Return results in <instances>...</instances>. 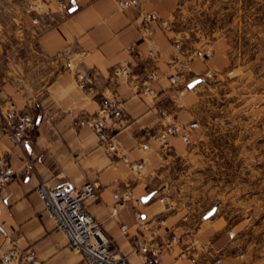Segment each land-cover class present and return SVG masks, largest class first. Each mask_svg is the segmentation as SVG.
<instances>
[{"label":"crops","instance_id":"crops-1","mask_svg":"<svg viewBox=\"0 0 264 264\" xmlns=\"http://www.w3.org/2000/svg\"><path fill=\"white\" fill-rule=\"evenodd\" d=\"M30 2L24 0L23 7ZM4 3L0 0V7ZM6 6L17 3L6 0ZM175 6L176 0H141L139 6L120 9L117 0H71L65 15L55 0H43L42 25L35 27L27 15L20 35L0 30V120L8 109L29 112L37 120L19 145L0 131V157L14 172L0 197V257L15 243L32 251L39 264H86L55 227L36 189L40 181L80 187L97 180L102 184L97 196L83 206L128 264H145L143 252L150 250L158 251L157 264H212L218 257L224 264H261L251 257L250 226L226 229L219 220H200L168 206L153 190V172L165 155L182 152L184 142L169 136L165 144L152 134L163 115H174L180 124L189 115L169 80L191 70L193 63L168 24ZM152 12L160 19L147 22ZM16 17L7 21L14 23ZM125 67L128 74L115 73ZM77 72L89 80L84 89ZM146 86L153 93L142 94ZM112 95L122 102L125 116L108 122L115 157L107 155L90 128L76 125L78 119L95 116ZM123 156L143 162V168L130 170ZM116 192L124 199L113 213ZM138 215L145 228L137 224ZM229 233L234 236L227 238Z\"/></svg>","mask_w":264,"mask_h":264},{"label":"rangeland","instance_id":"rangeland-1","mask_svg":"<svg viewBox=\"0 0 264 264\" xmlns=\"http://www.w3.org/2000/svg\"><path fill=\"white\" fill-rule=\"evenodd\" d=\"M15 1L1 0L5 34L25 32L31 15ZM168 24L193 62L175 88L189 143L164 156L153 190L200 220L217 207L208 222L250 226L251 257L264 264V0H176Z\"/></svg>","mask_w":264,"mask_h":264},{"label":"built area","instance_id":"built-area-1","mask_svg":"<svg viewBox=\"0 0 264 264\" xmlns=\"http://www.w3.org/2000/svg\"><path fill=\"white\" fill-rule=\"evenodd\" d=\"M71 0H55L58 9L65 15L70 13ZM141 0H117L120 9L132 6H139ZM43 10V0H31L26 6L27 13L31 14V22L35 27L42 25L41 14ZM156 13H148L146 21L159 20ZM162 24L167 22L162 20ZM152 51L151 53H153ZM116 74L125 75L129 73L127 67L117 70ZM155 71L149 74L153 79ZM78 85L86 88L88 78L85 75L76 73ZM171 85L176 88L186 78L183 73H176L170 78ZM141 93L151 94L153 90L146 86ZM183 90L180 91V95ZM122 102L116 95L106 98L100 104L98 113L95 116L78 119L76 125L87 126L97 134L101 145L106 149L109 157L117 156L116 145L114 143V134L108 130V122L124 119ZM37 126L36 118L29 112H18L14 109H8L1 113V132L13 144H21L23 139L32 132ZM169 136H179L184 143H189V134L185 127L178 124L172 114H165L162 117V123L156 132L152 134L154 140H164L167 144ZM146 148V145L142 146ZM123 162L128 164L129 169L139 172L143 168V162H132L126 156L122 157ZM14 178L12 168L7 164L5 157H0V197L3 188ZM102 184L95 181H87L80 187H74L67 182L59 183L53 186L48 185L45 181H40L36 191L43 202L45 211L52 217L55 227L60 230L67 240L68 246L82 255L86 264H128L116 250L113 240L104 232L99 222L83 206L86 199L97 196ZM116 206L113 213H116L117 205H121L123 197L119 193H114ZM140 228H145L144 220L140 215L136 218ZM122 233L127 232L125 224L120 225ZM230 237L234 233H229ZM135 246H140L136 241ZM145 264H157L159 261L158 251L150 250V253L143 252ZM1 264H39L35 254L32 251H23L15 243L11 248L5 251L0 257ZM212 264H224L223 260L218 257Z\"/></svg>","mask_w":264,"mask_h":264},{"label":"water","instance_id":"water-1","mask_svg":"<svg viewBox=\"0 0 264 264\" xmlns=\"http://www.w3.org/2000/svg\"><path fill=\"white\" fill-rule=\"evenodd\" d=\"M195 83H196L195 81L189 83V84H188V87H189V88H192V87L195 85ZM149 197H150V196H147L146 198L143 199V201H146ZM216 208H217V207L212 208V209L208 212V214L205 216V218H207V217H209L210 215H212V214L215 212Z\"/></svg>","mask_w":264,"mask_h":264},{"label":"bare ground","instance_id":"bare-ground-1","mask_svg":"<svg viewBox=\"0 0 264 264\" xmlns=\"http://www.w3.org/2000/svg\"><path fill=\"white\" fill-rule=\"evenodd\" d=\"M0 124H1V120H0ZM1 131V130H0ZM3 134V133H2ZM7 137V136H6ZM9 140V139H8ZM10 141V140H9ZM11 142V141H10ZM12 143V142H11ZM13 144V143H12ZM16 145V144H15ZM71 185V184H70Z\"/></svg>","mask_w":264,"mask_h":264}]
</instances>
